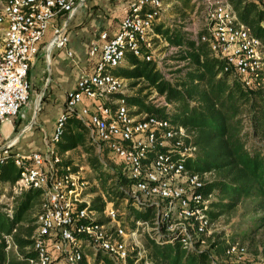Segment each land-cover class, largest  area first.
I'll use <instances>...</instances> for the list:
<instances>
[{
	"label": "built area",
	"instance_id": "2783aa9c",
	"mask_svg": "<svg viewBox=\"0 0 264 264\" xmlns=\"http://www.w3.org/2000/svg\"><path fill=\"white\" fill-rule=\"evenodd\" d=\"M80 1L4 0L0 6V130L26 111L29 69L48 30L44 56L50 61L53 50H64L78 74L44 150H15L21 133L0 145V171L11 162L19 175L14 182L0 176V212L5 218L14 219L24 191H41L30 253L19 252L16 226L2 235L6 256L24 264H153L145 250L138 249L140 237L155 244L177 241L183 250L197 251L211 224L212 195L199 191L210 173L201 176L185 169L187 160L197 155L196 147L186 143L191 135L170 119L135 113L138 107L127 103L134 93L127 79L114 71L126 66L130 55L152 63L164 80L173 82L186 61L177 60L182 47L172 45L162 31H179L196 44L205 43L245 89L264 88V45L239 19L230 0H189L192 8L182 20L167 15L177 0H131L117 32L110 37L102 31L103 42L94 41L87 50L90 67H82L68 48L66 25L52 23L56 16L74 14ZM250 1L264 10V0ZM147 101L168 112L173 108L154 89ZM72 117L86 126L98 156L114 157L115 189L124 193L120 205L129 209L126 214L113 201H107L103 211L90 207L89 179L63 163L57 143ZM148 210L153 212L148 219L133 215ZM225 253L239 259L246 252L242 244L232 243Z\"/></svg>",
	"mask_w": 264,
	"mask_h": 264
},
{
	"label": "trees",
	"instance_id": "16d2710c",
	"mask_svg": "<svg viewBox=\"0 0 264 264\" xmlns=\"http://www.w3.org/2000/svg\"><path fill=\"white\" fill-rule=\"evenodd\" d=\"M230 2L239 19L251 28L264 45V10L250 0ZM162 33L172 45L182 47L178 60H185L186 64L177 70L175 80L171 82L164 80L152 63L128 55V64L118 67L115 75L132 81L130 85L133 87L143 84L137 88V93L127 98L128 105L138 107L135 113L170 119L191 135L186 143L191 142L196 147L197 155L187 160L185 169L201 176L209 172L213 177L212 180L204 179L203 188L199 190L203 196L211 194L216 198V201H211L212 208L208 211L211 219L236 208L243 199H255V211L263 212L261 225H264V88L248 90L241 86L230 72L223 70L224 63L210 53L205 43L196 44L179 31L165 30ZM145 88L154 89L173 108L168 112L148 102L149 93H142ZM87 134L88 129L80 120L70 118L57 143L59 153L81 147L86 154L87 166L105 183L111 175L102 172L100 157L87 143ZM63 163L77 169L70 159ZM0 176L1 180L10 182L19 177L11 162L4 164ZM121 181L123 185L127 184ZM40 192L34 189L24 191L12 221H8L0 212V264H24V260L6 256L2 235L17 226L14 241L19 252L22 255L30 253L27 248L31 246L30 236L35 229L30 214L39 203ZM107 194V201H113L114 205L124 198V193L118 189ZM107 201L97 196L91 200L90 207L103 211ZM133 215L136 219H148L153 212L139 211L133 212ZM249 235V232L241 234L242 239ZM229 240L235 243L236 238ZM229 244H225V241L214 243L215 253L221 260L223 257L229 258L225 253ZM147 246L153 264H212L209 253L187 252L177 241L173 244H155L149 239Z\"/></svg>",
	"mask_w": 264,
	"mask_h": 264
},
{
	"label": "rangeland",
	"instance_id": "374dc122",
	"mask_svg": "<svg viewBox=\"0 0 264 264\" xmlns=\"http://www.w3.org/2000/svg\"><path fill=\"white\" fill-rule=\"evenodd\" d=\"M3 1L4 0H0V6ZM177 2V6L172 10H169L167 15L182 20L186 17L187 11L191 10L192 5L189 4V0H177ZM104 3L105 1L100 0V4L94 5V9H92L93 13H95L96 10H103ZM115 13L116 15L118 14L117 10L116 12H113V14ZM2 39L3 31L0 28V50L2 49ZM43 45L44 43L41 44V49L35 55V62L29 73L31 89L25 113L23 116L12 119L10 123H4L0 130V145H3L6 140L18 135L23 127L31 123V128L22 132L17 141L18 143L15 150L18 151L23 150L24 152H32L44 150L46 141L51 135L55 110L57 109L56 107L61 104L64 97V87L58 85L54 78V58L50 57L49 61V59L44 56ZM67 60L69 65L76 69L73 62H71L70 59ZM76 61L78 62V60ZM124 64L126 65L128 63ZM131 82L132 81L127 79V88L135 94L138 91L137 88L143 84H138L133 87L130 85ZM151 92V89L145 88L142 93H149L150 95ZM38 98L39 104L36 107L35 105ZM62 157L63 160H72L80 173L89 179L90 185L87 189V201L92 200L97 196L103 198L104 202L107 201V192L110 191L111 193V190H115L116 187L114 171L116 167H118L111 154L101 155V170L103 173L111 175V177L108 178L104 176V178H106L105 183L102 181V178L101 180L99 179L98 174L95 173L90 166H87L86 156L81 148H75L74 150H71V152L64 154ZM212 178L213 177L210 174L206 176L207 180H212ZM211 201H216V198L213 195L210 198V203ZM120 203L121 201L117 206H119L121 211L126 214L129 209L122 208L125 205H120ZM256 203L255 199H243L239 202L236 208L223 212L215 219L209 217V220L211 221L210 227L203 236V242L196 246V250L198 252L209 253L212 257V264H220L223 262L225 264H264V225H261L263 212L255 211ZM211 208L212 205L210 209ZM38 210L39 208L37 205L35 210L30 214L33 221L35 220ZM247 232H249L250 235L246 239H242L241 234ZM230 238H236L235 243L242 244L245 247L246 253L239 259L229 256V258L223 257L221 260L215 253L214 243H222V241H225V244H231L232 241L229 240ZM139 239V251L140 249H143L145 250V253L148 254L147 245L149 239L146 237H140ZM134 248L136 250L137 247L134 246Z\"/></svg>",
	"mask_w": 264,
	"mask_h": 264
},
{
	"label": "crops",
	"instance_id": "0c3cea01",
	"mask_svg": "<svg viewBox=\"0 0 264 264\" xmlns=\"http://www.w3.org/2000/svg\"><path fill=\"white\" fill-rule=\"evenodd\" d=\"M103 1H105L104 3L105 5L103 6L104 7L103 10L101 11L96 10L95 13H93V10H92L94 9L93 7L94 5L100 4V0H83L78 3L77 10L71 16L66 17V16L59 15L53 18L52 20V23L55 25H61L63 23L66 25L65 33L68 36V41H69L68 48L72 50L73 58L78 60V62L80 63L82 67H85V66L90 67V61H89V58L87 57V50L89 48V45L92 42L94 41H99L100 43L103 42L102 40L101 41L99 40V36L101 32L107 31L110 37L113 36L117 32V30L119 29V25H120L119 22L124 16L128 2L131 0H103ZM112 5L114 8L112 7ZM116 10L118 13L117 15L116 13L113 14V12H116ZM50 34H51V31L48 30L41 42L45 44ZM51 57L54 58L55 81L56 83H58V85L64 87L63 100L61 104L56 107L57 109L55 110L53 127L51 129V134H52L54 126H55L54 124L55 119L59 115V113L63 110L65 93L67 90L75 86L78 74L76 72V69L72 68L69 65L67 59H70L71 62H72V59L69 57L68 58L66 57L64 50L62 49L53 50L51 53ZM34 62L31 65V67H33ZM31 67L29 69V73H30ZM86 140L88 144H91L90 141L88 140V134L86 136ZM77 148H81V147H77ZM74 149H71V150H74ZM93 149H94V153L98 156V153L96 152L94 147ZM69 152L71 151H68L66 153H69ZM66 153H62V156ZM84 155L86 156L85 153ZM100 161H102L101 157H100Z\"/></svg>",
	"mask_w": 264,
	"mask_h": 264
},
{
	"label": "water",
	"instance_id": "95a60500",
	"mask_svg": "<svg viewBox=\"0 0 264 264\" xmlns=\"http://www.w3.org/2000/svg\"><path fill=\"white\" fill-rule=\"evenodd\" d=\"M33 118H34V116H33ZM33 118H32V121H33ZM30 126H31V123L27 124V128L20 130L19 134L20 133L22 134V132H24L25 130H28V128H30Z\"/></svg>",
	"mask_w": 264,
	"mask_h": 264
},
{
	"label": "bare ground",
	"instance_id": "6f19581e",
	"mask_svg": "<svg viewBox=\"0 0 264 264\" xmlns=\"http://www.w3.org/2000/svg\"><path fill=\"white\" fill-rule=\"evenodd\" d=\"M38 104H39V98L37 99V101H36V105H35V106L37 107ZM36 107H35V108H36Z\"/></svg>",
	"mask_w": 264,
	"mask_h": 264
}]
</instances>
